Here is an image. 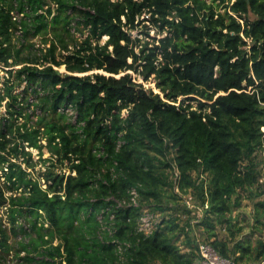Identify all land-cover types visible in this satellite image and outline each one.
Segmentation results:
<instances>
[{
	"label": "trees",
	"instance_id": "obj_1",
	"mask_svg": "<svg viewBox=\"0 0 264 264\" xmlns=\"http://www.w3.org/2000/svg\"><path fill=\"white\" fill-rule=\"evenodd\" d=\"M142 16L158 39L146 23L133 36ZM1 71L0 264H197V229L264 264V239L233 216L261 195L264 0H0ZM132 188L140 205L118 206ZM144 207L163 213L148 237ZM253 219L261 231L264 199Z\"/></svg>",
	"mask_w": 264,
	"mask_h": 264
},
{
	"label": "rangeland",
	"instance_id": "obj_2",
	"mask_svg": "<svg viewBox=\"0 0 264 264\" xmlns=\"http://www.w3.org/2000/svg\"><path fill=\"white\" fill-rule=\"evenodd\" d=\"M149 15V14H148ZM144 16L140 17V20H141V23L140 25L132 32L133 33V36H140L141 38H145V35L141 34V30L144 29V23L148 24L149 27L147 30H149L150 34L153 36V37H156L157 39L161 36V34H158L157 33V29H155L154 27H152V25L150 24V21L147 19L148 16H146L145 18H143ZM79 35V34H78ZM40 39H41V36H38L37 38H35L34 40L36 41V43L40 42ZM107 39V37L105 36L103 38V42ZM153 41V40H152ZM60 70L62 72H65V67H61ZM133 74V77L134 79L137 81V82H142L144 87L146 89H149V88H153L154 91H159L157 88H156V85L154 83V81L152 79H150L149 81H145L142 79L141 76H138L135 72L133 71H129ZM4 74H6L5 71H1L0 72V75L3 76ZM3 81V78L1 77L0 78V82ZM2 86V83H0V87ZM21 90V88H17L16 91L19 92ZM33 100V99H32ZM3 105L0 107V116L2 114H4L6 112V101H4L2 103ZM39 112V110H37L35 108L34 105H31L28 109V113L33 115L34 113ZM35 119V118H33ZM74 122V121H73ZM44 144L47 143V141L44 139L42 140ZM32 151H33V155H34V158L35 160H38L39 159V151L37 149H32L30 148ZM263 155H264V152H263ZM50 156V153L48 152V150L45 148L44 149V154H43V157L46 158V157H49ZM49 164V162L47 163ZM46 164L44 162H38V164L36 165L35 169H33L32 171V174L35 175V176H39L40 172L44 171L46 169ZM264 168V167H263ZM59 170L61 169V167L58 168ZM31 169H28V171H30ZM67 168L65 169V171L67 172ZM3 180V178H2ZM42 181V183L44 182V180L40 179ZM178 191V189H177ZM256 192L257 193H260L261 195L260 196H255L254 199H251L250 196H244V198L242 199V206L238 209H235L234 212H233V216L237 217L239 222H240V225H243L244 226V231L243 233L244 234H248V235H251L252 238H256V237H261L264 239V226H261L262 230L259 231H254L253 229V224H254V201L256 200H263L264 199V169H263V174H262V178L260 179V184H259V187L256 189ZM8 214L7 212H5V209L1 210L0 211V220L3 219L5 225L8 224V218H7ZM197 232V236H198V239L201 240V241H204L205 237L202 235V231L197 229L196 230ZM220 233V236L221 237H224V238H230L229 237V234L224 231V230H219L218 231ZM19 237H22V234L20 233L19 234ZM183 238H181L182 240ZM14 252L15 251H12L3 262V264H16L18 262V258L14 255ZM24 253H22V256H23ZM35 264V263H34Z\"/></svg>",
	"mask_w": 264,
	"mask_h": 264
},
{
	"label": "built area",
	"instance_id": "obj_3",
	"mask_svg": "<svg viewBox=\"0 0 264 264\" xmlns=\"http://www.w3.org/2000/svg\"><path fill=\"white\" fill-rule=\"evenodd\" d=\"M11 14L13 15L14 20L18 22L21 21L23 13H19L16 9L12 10ZM60 112L66 113L70 116L73 123H77V111L72 107H61ZM114 202L118 206H134L137 207L140 205L139 193L136 188L130 190L129 200H119L113 198ZM187 204L192 207L191 197L188 198ZM103 214L99 216V220L103 223ZM114 218V215L111 216V220ZM163 220V213L161 211H152L149 207H144L142 209V214L138 219V231L143 233L146 237L152 235L156 229L159 228ZM113 227V224L110 225ZM111 227L104 226L111 233L114 232ZM114 242L116 240H113ZM198 253L199 259L197 264H238L234 258H229L221 255V253L209 242L198 240ZM121 258H124L123 253H121Z\"/></svg>",
	"mask_w": 264,
	"mask_h": 264
}]
</instances>
